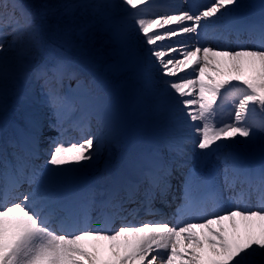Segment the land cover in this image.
<instances>
[{
    "label": "snow or ice",
    "instance_id": "6c2138e0",
    "mask_svg": "<svg viewBox=\"0 0 264 264\" xmlns=\"http://www.w3.org/2000/svg\"><path fill=\"white\" fill-rule=\"evenodd\" d=\"M46 7L53 15L50 25L37 23V14L18 0H0V51L9 28L13 38L9 48L29 36L32 43L24 56L36 61L35 76L43 79L47 103L61 128L41 167L34 163L38 115L30 118L33 131L26 150L9 160L0 146V264H264V165L250 166L240 151L225 154L223 184L218 188L214 177L188 167L182 141L176 140L168 155L130 157L126 171L118 172L103 191L76 188L69 177L99 152L95 135L87 131L89 116L95 113L99 118V112L94 108L85 113L80 120L84 134L75 142L66 141L64 118L75 106L59 91L65 78L80 83L69 56L71 34L82 43L89 39L86 26H74L75 11L112 8L121 15L118 31L136 45L145 64L162 80L161 100L175 108L194 132L192 143L201 162L219 151L224 145L218 142L225 140L232 142L228 147L242 150L259 136L264 154V4L255 22L246 20L241 0H210L188 7L158 5L154 0L107 5L61 2ZM218 24L243 28L254 40L234 48L207 45L202 30ZM193 39L195 43H189ZM45 48L58 53L50 63H40ZM29 67L23 59L10 65L0 57V95L10 77L27 74ZM152 79L149 75L145 82ZM229 99L233 108L227 121L218 119L221 102ZM174 172L182 173L184 190L176 226L162 220L109 227L140 210L152 213L157 197L162 201L167 197ZM24 183L29 190L20 192ZM223 191L231 196L227 207ZM253 192L258 198L255 207L248 204ZM132 204L136 207H127ZM92 211L98 213L95 221ZM196 213L201 214L199 222L184 219Z\"/></svg>",
    "mask_w": 264,
    "mask_h": 264
},
{
    "label": "rangeland",
    "instance_id": "374dc122",
    "mask_svg": "<svg viewBox=\"0 0 264 264\" xmlns=\"http://www.w3.org/2000/svg\"><path fill=\"white\" fill-rule=\"evenodd\" d=\"M195 1L154 0L158 5L175 6V3H177L184 7H188V3L193 4ZM246 1L241 0L246 8H248V11H250L249 8L255 3L260 8L264 4V0ZM18 2L28 11L37 14V23L50 25L53 23V15L50 8L46 6L61 2L107 5L118 3V0H18ZM209 2L210 0H201L200 3L203 5ZM88 11L96 12L94 15H87L86 17ZM97 11L103 13L98 20L95 18L98 14ZM17 15H20V13L18 12ZM104 15L105 17L103 19L102 17ZM260 16L258 15L259 18ZM100 19H103L100 21L101 24L99 22ZM120 19L121 15L117 10L107 7L102 9L91 7L77 9L73 15L74 26H86L88 28L89 39L82 43L75 33H72L70 36V43L72 45L69 50L71 66L76 72L80 83L77 82L76 78H65L61 82L62 89L67 90L65 96L75 106L73 110L67 113L64 121L70 119V114L75 110L77 112L72 113V117L76 119H79L85 113H93V111L84 113L80 111L81 107L86 104L93 105L99 112V117H101L97 120V127L93 126L90 130L96 137V145L99 148V152L95 154L91 162H82L83 167L76 172L82 173L85 170L81 175L88 177V181L102 177V183L105 185V180L108 175L116 174L120 171L119 167L121 164L123 166L127 162L128 157L142 155L145 148L152 150V154L156 153L162 156L169 154V146L173 143V140L170 138L177 135L181 136L180 140L182 141L186 158H191V161L194 160V166L201 168L199 166L201 161L197 155L199 150L192 143L194 132L185 126L183 120L179 118L180 113L175 108H169L161 100L158 95V90L162 87V80L157 76L155 69L151 65L145 64L143 56L136 45L131 41L125 40L118 31L121 28L119 24ZM21 23H23V17H21ZM103 29L104 32L101 33ZM7 31L9 35L2 38L4 50L0 51V57L7 58L10 65L15 64L21 59H23L25 64L30 65L27 74L16 73L9 78L6 85V88H9L11 92L18 90L24 94L20 97L22 101L18 102V108L22 113H25L27 112V105H31L34 102V91L38 90L41 86L43 87L44 81L43 79H37L35 76L34 69L37 67L36 61H32L24 56V49L32 43L29 36L26 34L22 41L16 42L14 47L9 48V44L13 38L11 28ZM233 31L234 27L231 26L228 34L230 35ZM218 36H214L216 40L206 44L213 47L222 46L217 43L225 38L224 36L218 38ZM189 43H195V40L193 39ZM57 55L58 53L45 48L41 54L42 58L40 63H44L45 60L50 63ZM149 75L153 79L150 84H147L145 81ZM181 75L184 74L182 73ZM189 75H191L190 70ZM30 78L34 80V85L32 86L25 82ZM40 92L42 95L44 89L41 88ZM103 93L105 95L98 96ZM27 94L29 95V100L25 101V95L27 96ZM221 103L222 109L218 119L227 121L228 114L232 111L233 106L230 104V99L226 104L223 101ZM178 107L182 108L183 106L179 105ZM3 110L0 108V112ZM86 110L89 109L87 108ZM38 111H40V108H38ZM95 115H93L92 119L97 118ZM123 116L126 118L131 117V121H126V118L124 120ZM92 119L89 116L88 121ZM189 123L193 122L189 121ZM127 132L132 136V143L137 140L136 145L131 150L130 147L121 148L119 145V142L122 144L126 141L127 137H123ZM181 132H185V134H180ZM146 138H150L151 141L145 143ZM238 139L242 140L243 138ZM109 142L117 144L119 152L115 149L110 151V148L106 146ZM218 143L224 146L214 155L206 159L204 164L206 165L204 166L205 168H214L218 162H221L225 154L233 153L234 151H240L241 157L249 165L252 163H255L256 166L258 164L260 166L264 165V154H262L260 149L261 141L259 136H257L254 144L242 150L239 149V146L228 147L227 145H230L232 143L231 141L225 140ZM105 146L108 148V152L105 156H102L100 150ZM152 154L150 153V155ZM103 159H105V162L102 161ZM111 165L114 166L111 168ZM221 165L223 166V163ZM88 167L95 170L90 176L87 170Z\"/></svg>",
    "mask_w": 264,
    "mask_h": 264
},
{
    "label": "bare ground",
    "instance_id": "6f19581e",
    "mask_svg": "<svg viewBox=\"0 0 264 264\" xmlns=\"http://www.w3.org/2000/svg\"><path fill=\"white\" fill-rule=\"evenodd\" d=\"M9 158L11 159V156L9 155ZM169 196H172V197H174V196H176V194L174 193V190L172 189L171 190V193H170V195ZM171 197V198H172ZM144 215H142V217H143Z\"/></svg>",
    "mask_w": 264,
    "mask_h": 264
}]
</instances>
